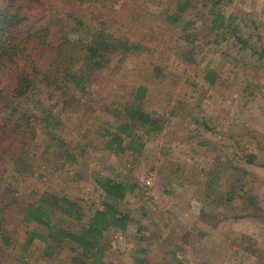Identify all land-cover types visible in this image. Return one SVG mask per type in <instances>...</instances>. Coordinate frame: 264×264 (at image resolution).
Instances as JSON below:
<instances>
[{
	"label": "trees",
	"instance_id": "obj_1",
	"mask_svg": "<svg viewBox=\"0 0 264 264\" xmlns=\"http://www.w3.org/2000/svg\"><path fill=\"white\" fill-rule=\"evenodd\" d=\"M148 1L0 0V264H28L27 252L36 239L44 243L43 256L52 263L103 264L107 232L125 231L132 220L120 204L137 184L121 174L94 177L104 202L87 219L83 205L51 186L18 193L8 178L11 169L22 179L34 173L38 157L55 170L77 161L73 141L58 135L59 127H72L87 140L97 113L117 115L115 132L102 129L101 136L109 135L103 147L138 163L146 137L184 117L187 103L180 89L193 85V78L204 92L216 85L219 69L197 68L209 46L237 47L257 58L264 53L235 23L238 15L223 12L225 0H162L156 12ZM157 50L173 55L188 76L149 59ZM242 68L247 75L257 73L249 64ZM37 128L43 130V142ZM233 132L239 147L241 140L255 137L244 132L235 139ZM197 151L211 159L216 175L215 184L204 186L208 205L222 209L221 216L212 217L263 213L252 200L244 202L249 172L237 162L260 164L255 152L240 150L233 162L220 167V154ZM179 177L190 180L185 174ZM10 213L20 227L32 228L23 240L6 226L4 217ZM167 254L172 264H182L175 251Z\"/></svg>",
	"mask_w": 264,
	"mask_h": 264
},
{
	"label": "rangeland",
	"instance_id": "obj_2",
	"mask_svg": "<svg viewBox=\"0 0 264 264\" xmlns=\"http://www.w3.org/2000/svg\"><path fill=\"white\" fill-rule=\"evenodd\" d=\"M160 1L149 0L150 10L156 12ZM222 9L225 14H237L235 23L240 22L244 36L259 46V50L264 48V0H225ZM148 58L165 63L169 70L183 77L188 76L186 66L169 53L157 50ZM244 62L257 73L247 75L242 68L247 65ZM207 67L219 69L216 85L204 92L198 79L193 78V85L181 88L187 103L184 117L168 122L160 133L146 137L138 163L132 164L127 155L103 147L105 138L109 137L101 136L103 127L115 132L120 119L117 115L97 113L87 140L77 137L72 127L57 129L58 135L73 141L76 162L55 170L38 157L32 175L20 179L11 169L9 180L16 183L21 195L47 186L67 194L83 205L85 219L103 207L104 194L94 181L97 174L112 178L121 174L136 183V190L120 204L132 220L125 231L107 232L103 264L153 261L172 264L170 256L164 255L169 250L175 251L182 264H264V53L257 58V54L245 49L227 50L212 45L198 59L199 70ZM232 130L235 139H240L244 132H253L255 137L251 141L241 140L239 147L230 136ZM37 132L38 141L43 142L42 128H37ZM209 149L220 154V167L233 162L231 158L240 150L258 155L260 164L237 162L249 172L245 177L247 195L242 194L244 202L252 200L263 213L232 219L212 217L221 216L222 209L217 211L215 206L208 205L204 186L215 184L216 175L210 168L211 159L197 151ZM174 169H177L175 173ZM181 174L190 180L182 182ZM201 207L211 217L205 216ZM4 218L6 226L15 230L19 239L23 240L25 232L32 229L30 225L20 227L11 213ZM43 251L44 243L34 240L27 252L28 264L62 263L47 260Z\"/></svg>",
	"mask_w": 264,
	"mask_h": 264
}]
</instances>
